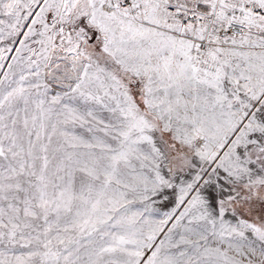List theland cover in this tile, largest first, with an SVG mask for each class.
<instances>
[{
  "label": "snow or ice",
  "instance_id": "6c2138e0",
  "mask_svg": "<svg viewBox=\"0 0 264 264\" xmlns=\"http://www.w3.org/2000/svg\"><path fill=\"white\" fill-rule=\"evenodd\" d=\"M0 264H264V0H0Z\"/></svg>",
  "mask_w": 264,
  "mask_h": 264
}]
</instances>
